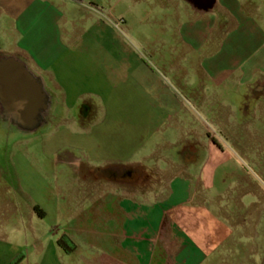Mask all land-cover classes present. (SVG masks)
<instances>
[{
  "label": "crops",
  "instance_id": "1",
  "mask_svg": "<svg viewBox=\"0 0 264 264\" xmlns=\"http://www.w3.org/2000/svg\"><path fill=\"white\" fill-rule=\"evenodd\" d=\"M119 1L0 0V58L27 66L50 95L18 121L77 125L89 153L74 168L83 200L68 190L35 202L24 235L0 234V264H264V75L219 92L226 77L205 64L211 89L198 77L182 99L164 92L156 104L152 71L118 34ZM197 1L234 18L233 0ZM59 104L75 115L45 120ZM156 113L178 114V140L139 137Z\"/></svg>",
  "mask_w": 264,
  "mask_h": 264
},
{
  "label": "rangeland",
  "instance_id": "2",
  "mask_svg": "<svg viewBox=\"0 0 264 264\" xmlns=\"http://www.w3.org/2000/svg\"><path fill=\"white\" fill-rule=\"evenodd\" d=\"M98 1L107 8L110 1L116 0ZM232 4L234 18L228 17L214 2L205 3L203 8L197 0H120L117 3L115 17L125 22L118 34L124 47L129 46L134 54L142 56L152 71L156 104L165 100L164 92L182 99L187 90L198 87L199 82L195 81L198 77L204 82L210 78L205 76V64L213 63L214 72L226 77L219 92L225 91L227 84L238 85L243 76L264 75V0H233ZM91 23L92 19L85 27H91ZM12 59L0 58V69L22 84L28 75L34 78L27 66ZM9 84L0 76V234L18 238L24 235V225L37 222V212L30 219L35 202L42 209L41 204L50 195L55 194L61 200L71 190L74 200H83L86 184L74 168L84 170L89 153L83 144L82 129L77 125L56 121L34 128L19 122L20 116L31 114L24 110L34 104L29 101L31 98L23 101L24 96ZM206 84L208 88L211 86L209 80ZM126 85L122 83L117 88L124 89ZM238 87L245 90L241 84ZM98 98L90 96L85 100L99 104ZM51 99L53 103L55 99ZM43 102L45 106L50 103L49 94ZM141 103L140 100L138 104ZM138 114L142 118L147 110L140 108ZM55 115L65 120L75 112L59 104L55 114L50 112L43 118L48 120ZM153 120V128H147V132L141 120L138 122L140 138H148L152 143L165 137L169 141L179 139L178 114L166 119L156 113ZM72 157L79 161L78 166L70 165Z\"/></svg>",
  "mask_w": 264,
  "mask_h": 264
},
{
  "label": "water",
  "instance_id": "3",
  "mask_svg": "<svg viewBox=\"0 0 264 264\" xmlns=\"http://www.w3.org/2000/svg\"><path fill=\"white\" fill-rule=\"evenodd\" d=\"M13 61L14 63L16 62L15 60L12 59V62ZM17 63L23 66L22 63L20 62ZM24 73L28 75L26 71H24ZM0 76H1V80L9 82L10 87H12L17 92H19V95L21 94L24 96L23 101H28V99L31 98L29 99V101L33 102V104L36 101L42 104L44 98V91L42 90L41 85L38 82H35V79L32 78L31 75H28L27 77L28 80H26L25 84L19 83L13 75H9L8 73L2 71V68L0 69ZM31 91H33V93Z\"/></svg>",
  "mask_w": 264,
  "mask_h": 264
},
{
  "label": "trees",
  "instance_id": "4",
  "mask_svg": "<svg viewBox=\"0 0 264 264\" xmlns=\"http://www.w3.org/2000/svg\"><path fill=\"white\" fill-rule=\"evenodd\" d=\"M75 1H81V0H75ZM67 240L66 236H62L59 240L60 244H63V242ZM66 251H72L74 249V244L70 247H64ZM22 258V255L17 256L10 264H17Z\"/></svg>",
  "mask_w": 264,
  "mask_h": 264
},
{
  "label": "built area",
  "instance_id": "5",
  "mask_svg": "<svg viewBox=\"0 0 264 264\" xmlns=\"http://www.w3.org/2000/svg\"><path fill=\"white\" fill-rule=\"evenodd\" d=\"M118 24H120V21H118Z\"/></svg>",
  "mask_w": 264,
  "mask_h": 264
}]
</instances>
